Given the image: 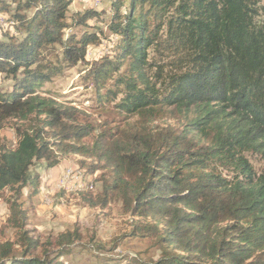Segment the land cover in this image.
<instances>
[{
    "label": "trees",
    "instance_id": "16d2710c",
    "mask_svg": "<svg viewBox=\"0 0 264 264\" xmlns=\"http://www.w3.org/2000/svg\"><path fill=\"white\" fill-rule=\"evenodd\" d=\"M72 1L0 0L14 31L0 38L11 80L0 127L11 121L16 136L0 138V198L15 229L0 241V264H63L82 238L41 241L19 201L37 184L33 165L64 156L100 182L79 197L116 203L131 219L125 235L158 251L124 264H264V0H110L112 45L91 61L98 12L68 17ZM78 64L101 119L42 89ZM168 114L181 121L158 122ZM246 154L260 157L259 172Z\"/></svg>",
    "mask_w": 264,
    "mask_h": 264
},
{
    "label": "rangeland",
    "instance_id": "374dc122",
    "mask_svg": "<svg viewBox=\"0 0 264 264\" xmlns=\"http://www.w3.org/2000/svg\"><path fill=\"white\" fill-rule=\"evenodd\" d=\"M87 8L98 12L97 16L88 20V24L103 32L99 43H92L87 47L86 57L91 61L106 53L112 45L113 36L105 26L111 14V1L73 0L69 5L67 16ZM12 26L7 16L0 14V38L5 37L7 32L14 33ZM75 29L80 30L81 27ZM70 30L72 29H66L64 32L68 33ZM82 68L83 64H78L63 71L62 74L55 75L49 82L43 84L42 89L49 91L58 100L68 101L101 119L102 116L94 110L92 89L85 87L79 76V69ZM10 85L11 80L0 73V88L6 89ZM180 121L178 114H168L158 122L176 126ZM11 123L7 121L0 127V138H5L13 145L16 136ZM246 156L253 168L259 172L263 166L260 157L255 154H246ZM31 170L38 175L37 184L25 187L19 199L27 213L26 228L44 242L54 239L56 235L65 231H77L82 236L73 243L70 253L59 258L63 264H116V262L124 264L127 262L125 259L129 260L131 257L142 260L157 257L158 251L149 239L125 235L130 230L131 219L121 213L116 203H112L107 208L90 207L79 197V189L96 192L100 188V182L95 175L89 176L91 175L89 173L82 175L77 169L75 157L64 156L56 166L50 168H46L44 163L39 161ZM8 214L7 204L1 197L0 241L15 239V229L7 222ZM98 246L99 249H96Z\"/></svg>",
    "mask_w": 264,
    "mask_h": 264
},
{
    "label": "built area",
    "instance_id": "2783aa9c",
    "mask_svg": "<svg viewBox=\"0 0 264 264\" xmlns=\"http://www.w3.org/2000/svg\"><path fill=\"white\" fill-rule=\"evenodd\" d=\"M72 169V168H71ZM72 175H73V169H72Z\"/></svg>",
    "mask_w": 264,
    "mask_h": 264
},
{
    "label": "bare ground",
    "instance_id": "6f19581e",
    "mask_svg": "<svg viewBox=\"0 0 264 264\" xmlns=\"http://www.w3.org/2000/svg\"><path fill=\"white\" fill-rule=\"evenodd\" d=\"M68 175V174H67Z\"/></svg>",
    "mask_w": 264,
    "mask_h": 264
}]
</instances>
